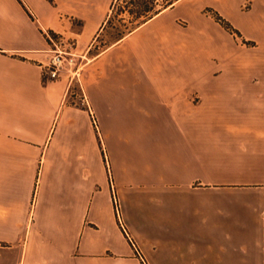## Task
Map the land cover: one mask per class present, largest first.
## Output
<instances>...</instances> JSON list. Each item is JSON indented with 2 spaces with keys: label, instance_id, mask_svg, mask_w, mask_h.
<instances>
[{
  "label": "crops",
  "instance_id": "crops-1",
  "mask_svg": "<svg viewBox=\"0 0 264 264\" xmlns=\"http://www.w3.org/2000/svg\"><path fill=\"white\" fill-rule=\"evenodd\" d=\"M64 1L0 0V264H142L105 157L148 264H264V0H174L92 61L110 17ZM51 36L87 62L46 80Z\"/></svg>",
  "mask_w": 264,
  "mask_h": 264
},
{
  "label": "rangeland",
  "instance_id": "rangeland-1",
  "mask_svg": "<svg viewBox=\"0 0 264 264\" xmlns=\"http://www.w3.org/2000/svg\"><path fill=\"white\" fill-rule=\"evenodd\" d=\"M48 1L52 4H55V0H48ZM142 1H148V3L153 4L155 9H159L160 7H163V6H166L167 4H170V2L171 3L174 2V0H155V1H152V0H65L64 1L65 2L64 7H65V11H66L65 16H66V18H71L70 20L73 23H75V25H77L78 23L81 24L83 22V20H79L78 18H74V17H76L75 15L79 11H83V12L88 13V17H91L92 21H98L101 17H104V16L110 17L109 20H111V23L108 24L106 33L102 34V36L100 38H98L97 40L94 41V43L92 45V50L90 51L89 54H86L87 58L90 61L94 60V58H96L99 54H101L102 52H104L105 50L110 48L115 43L123 40L128 34L132 33L134 30H136L137 28H139L140 26L143 25V24H141L140 26H138L137 23H135V24L132 23V22H134V18L129 13L130 11H138L140 9L139 7H140V4L142 3ZM245 6H246L245 9L250 8L249 3H246ZM71 14H72V16H71ZM202 14L207 15L208 17H211L218 24H220L222 27H224L217 20V16H219L223 20H225L218 12H216L212 9H206ZM225 21L227 23H229L227 20H225ZM182 22L185 26H187L186 21H182ZM231 27L233 28V31H229L225 27L224 28L229 33H231L235 37V39L240 38V33L236 29H234V27L232 25H231ZM191 42H192L191 38L188 37V35H186L185 44L188 45ZM248 46H253V45H252V43H248ZM84 47L85 46H83L82 43H80L79 44V50H78L79 52H77V53L78 54L82 53V55H85V53H83L85 51V50H83V49H85ZM82 62L85 63L87 61L81 59L80 57H77V64H76L75 68H78ZM73 76L74 75L71 74V77L69 79L70 81L73 78ZM68 81H66V82L68 83ZM70 85L71 86H70V90L68 92V101L70 103H74L73 102L74 99L77 96H82L83 93L81 91L79 83L76 82V80L71 81ZM94 115H95V113H94ZM99 140H100L101 148L103 150L105 147L103 146V143H102L103 142L102 137H99ZM105 161H106V169H107L108 178H109L110 185L112 188V206H113L114 212L116 214L117 221H118V217H117V213H116V206L114 203L113 190L115 191L117 198H118V201H119L120 214H121L123 224L125 225L129 235L131 236V234H130L127 226H126V223L124 221V218H123L122 204L120 202V199H119L118 194H117L116 189H115L114 180H113V177L111 174V167H110V163H109V160L107 159V157H105ZM112 184L114 186V189H113ZM118 225L120 226L119 221H118ZM135 242L138 244V242L136 240H135ZM138 246H139V244H138Z\"/></svg>",
  "mask_w": 264,
  "mask_h": 264
},
{
  "label": "built area",
  "instance_id": "built-area-1",
  "mask_svg": "<svg viewBox=\"0 0 264 264\" xmlns=\"http://www.w3.org/2000/svg\"><path fill=\"white\" fill-rule=\"evenodd\" d=\"M51 43L55 47L52 57L49 59L48 63L44 66V77L47 80H57L64 73H72L74 72L75 66L77 64V56L70 51L65 49V41L63 38L58 36H51ZM90 111V115L92 118V122L96 130H98V123L94 113ZM112 181V180H111ZM113 186V184H112ZM114 189V186H113ZM114 203L116 206V213L118 217V221L120 227L124 234L126 235L132 249L136 257L141 261L142 264H148L142 253L140 252L138 244L135 240L129 235L125 225L123 224L121 214H120V206L117 195L113 190Z\"/></svg>",
  "mask_w": 264,
  "mask_h": 264
},
{
  "label": "trees",
  "instance_id": "trees-1",
  "mask_svg": "<svg viewBox=\"0 0 264 264\" xmlns=\"http://www.w3.org/2000/svg\"><path fill=\"white\" fill-rule=\"evenodd\" d=\"M152 1H155V0H152ZM139 8L140 9L138 11L129 12L130 15L134 18V22L132 23L134 24L137 23L138 26H140L141 24H144L145 22L153 18L155 14L158 13L155 11V7L153 6V4L148 3V1H142ZM217 20L227 30L233 31V28L231 27V25L227 23L225 20H223L221 17L217 16ZM110 23H111V20L108 22V24Z\"/></svg>",
  "mask_w": 264,
  "mask_h": 264
}]
</instances>
